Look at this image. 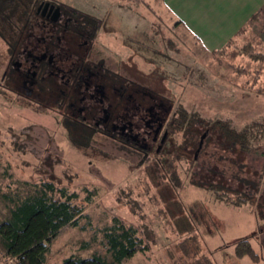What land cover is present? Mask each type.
Returning a JSON list of instances; mask_svg holds the SVG:
<instances>
[{
  "label": "rangeland",
  "instance_id": "374dc122",
  "mask_svg": "<svg viewBox=\"0 0 264 264\" xmlns=\"http://www.w3.org/2000/svg\"><path fill=\"white\" fill-rule=\"evenodd\" d=\"M55 1L78 7L102 20V14L109 9L112 13L106 17V23L101 22L97 28L103 51L129 66L130 74H145V83L154 89L158 87L170 103L196 110L205 119L228 116L236 126L251 120L264 122V60L254 57L264 53V39L254 42L264 38V7L257 19L243 24L245 29L224 47L212 50L202 36L192 34L176 21L161 0ZM222 3L221 6L219 0H213L212 10L223 27L233 28L237 25V11L233 4L230 8L227 1ZM176 10L188 15L193 7L186 0ZM134 21L139 22L142 30H129ZM109 23L120 26V30ZM152 24L153 28L159 24V29L149 31ZM147 34L154 39L149 40L151 44L156 40L152 46L167 59L146 51L145 60L128 44L132 37L144 38ZM215 35L219 39L222 34ZM250 46L255 54L247 50ZM4 56L0 42V66ZM185 63L191 66L187 75ZM157 66L161 72H167L164 88L148 79L151 68ZM29 104L0 88V222L8 215L11 201L7 196L32 192L43 179L77 191L80 199L87 194L84 188L95 191L85 208L87 217L51 240L43 264H60L69 255L100 254L109 258L100 244L101 228L111 223L113 215L153 232L149 250L115 264H264V204L258 203L257 197L241 205L228 203L239 197V184L245 178L264 187V139L252 152L237 156V150L231 152L224 148L225 144L220 146L219 141L200 134L198 141L203 147L195 152L196 163L192 155L180 160L169 156L165 163L166 174L177 177L176 187L164 184L163 173H154L157 168L151 170L163 183L157 188L147 177L144 165L138 164L137 156L126 155L116 146L112 149L99 136L92 137L90 145L74 146L57 116ZM194 170L206 174L208 183H219L231 191H225L228 195L223 198L220 187L215 189L217 197L196 186L191 178ZM160 192L181 200L190 214L193 231L200 237L201 248L196 254H186L179 246L188 235L175 228ZM241 238L249 239L259 261L235 255L234 245ZM2 252L0 244V264H13L4 260Z\"/></svg>",
  "mask_w": 264,
  "mask_h": 264
},
{
  "label": "trees",
  "instance_id": "16d2710c",
  "mask_svg": "<svg viewBox=\"0 0 264 264\" xmlns=\"http://www.w3.org/2000/svg\"><path fill=\"white\" fill-rule=\"evenodd\" d=\"M34 2L35 0H0L1 37L5 39H14L19 34L21 31L20 29L27 24L28 19L33 13ZM95 6L98 8L97 5ZM75 9L78 12L77 19L79 22L82 24L94 23L96 28H98L101 22L106 23V17L110 16L112 13L109 9H106L105 13L101 12L104 17L102 20V17L91 15L89 12L83 11L78 7ZM262 9L263 8L253 13L249 21L256 20ZM111 19L112 18H109V20ZM176 21L181 22L179 19ZM122 23L125 24L124 22ZM109 25L120 30V26H115L113 23H109ZM158 25L159 24L153 28L154 25L152 24L148 30H158ZM140 26L139 22L134 21L130 25L129 30H142ZM244 29L245 28L242 27L239 31ZM143 30H147V28ZM236 35L237 32L235 33V36ZM233 38H230L229 41ZM149 40L152 41L154 39L147 34L144 35V38L143 35L141 37L137 36V38L132 37L128 44L133 45L134 49L138 51V55L144 59L145 57L143 54L146 55V51L158 54L161 58H166L162 51L157 52L158 49L152 46L155 44L156 40L153 44H151ZM169 47L171 46L169 45ZM247 50L253 51V48L250 46ZM252 53L255 54V51ZM254 57H260L264 60V53L255 54ZM148 59H150L148 61L154 63L151 58ZM183 66H185L184 75L189 74V70L191 69L190 64L185 63ZM124 67L128 68L129 66L126 65ZM159 69H161L159 66L151 68L148 79L150 81L153 80L151 81L152 83L164 88L163 79L167 78V72H165V70L161 72ZM197 70L201 73V69L197 68ZM131 75L135 78L136 76L142 77V79H144L145 76V74L141 72L140 74H132L131 72ZM147 86L149 87V85ZM171 108L173 114L171 122L169 123L171 132L170 136H168V142H165L160 153L157 154L152 151L148 156H141V154H133L130 147L120 146L119 148L126 153V155L138 157V164L144 165L147 170V177L157 188L159 185H163L157 178L158 175H154V173L159 171L163 173L162 177L166 178L164 179V184L166 183L176 187L175 182L177 181V177H171V175L168 176L166 174L167 167L165 163L169 156H175L176 159L180 160L182 158L189 159L192 155V160L195 163L197 162L195 152L203 147L201 142L198 141L200 134L201 137H207V139L212 138L216 140L215 142L219 141L220 146L225 144L226 146L223 145L224 148L231 152L237 150V156L241 154L244 156L252 152V150L257 148L259 143L264 139V122L262 121L251 120L241 126H236L232 118L228 116L205 119L196 110H188L182 104H173ZM203 128L205 130H203ZM65 130L67 139L72 145H90V135L86 134L85 131L81 130L83 134L81 135L76 129H72V132V130L66 127ZM238 161L241 162V160ZM235 163H237V161H235ZM235 165L237 167V164ZM247 165L249 164L247 163ZM262 166H264V163ZM151 170L155 172L153 173ZM191 176L196 186L212 191L217 197L218 193L215 190L217 187H220L224 191L220 193L221 195H225L223 198L228 195L225 191H231L230 188L225 189L219 183H208L206 174H198L194 170ZM193 176L198 177L199 180H196ZM240 182L239 197L235 200L228 201L229 204L241 205L249 201L251 202L254 198L256 199V197L258 198V203L264 204V187H259L253 183L251 178H245ZM256 189H258V191H256ZM84 190L87 194L80 199L77 191H69L67 187L57 185L52 179H43L32 192H27L15 197L7 196L11 201L8 206V215L0 222V244L3 247L2 255L4 260H11L13 264H43L46 254L50 249L51 240L65 229L78 226L80 219L87 217L85 208L95 191L87 188H84ZM259 190H261V192H259ZM160 196L162 201L166 204L165 210L172 219L175 228L178 232H184L188 235L180 242L179 246L183 248L186 254H196L201 248L200 237L193 231L194 222L184 204L178 198L175 200L173 198L174 195L172 197L169 193L163 194L160 192ZM219 199H222V197ZM147 233H149V235H147ZM152 243L153 232L151 230L147 232L143 227L139 228L113 215L111 217V223L101 228L100 244L106 253L109 254V258L100 254H92L86 257L69 255L63 258L60 264L121 263L124 259L132 257L137 252L149 250ZM234 251L235 255L238 257L248 256L255 262L260 259L259 254L254 249L249 239L246 238H241L236 241Z\"/></svg>",
  "mask_w": 264,
  "mask_h": 264
},
{
  "label": "flooded vegetation",
  "instance_id": "af4514ba",
  "mask_svg": "<svg viewBox=\"0 0 264 264\" xmlns=\"http://www.w3.org/2000/svg\"><path fill=\"white\" fill-rule=\"evenodd\" d=\"M34 3L14 39L0 36V88L53 113L62 128L99 136L112 149L160 153L171 132L168 97L105 54L99 30L79 22L72 5Z\"/></svg>",
  "mask_w": 264,
  "mask_h": 264
},
{
  "label": "crops",
  "instance_id": "0c3cea01",
  "mask_svg": "<svg viewBox=\"0 0 264 264\" xmlns=\"http://www.w3.org/2000/svg\"><path fill=\"white\" fill-rule=\"evenodd\" d=\"M165 7L171 12V14L181 21V24L185 26L192 34L202 36L209 47L212 50H218L224 47L230 38L235 36V33L239 32V29L243 27L247 21H249L251 15L264 7V0H219L221 6L222 1H227L228 5L233 4V9L237 11V25L233 28H229L224 24H220V20L216 18V13L212 9L211 2L213 0H187V2L193 7V10L187 15L181 14L176 8H179L181 2L186 0H161ZM224 11V8H222ZM174 10V11H173ZM264 33V31L262 30ZM221 33L222 35L218 39L215 34ZM215 37L217 39H215ZM264 38H259L255 41V44L262 41ZM224 44V45H223ZM254 44V43H253ZM254 44V45H255ZM243 46L244 44H238ZM264 45V40L262 44Z\"/></svg>",
  "mask_w": 264,
  "mask_h": 264
}]
</instances>
